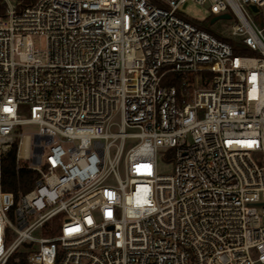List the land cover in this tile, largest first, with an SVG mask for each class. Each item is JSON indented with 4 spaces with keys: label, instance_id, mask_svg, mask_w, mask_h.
Listing matches in <instances>:
<instances>
[{
    "label": "built area",
    "instance_id": "obj_1",
    "mask_svg": "<svg viewBox=\"0 0 264 264\" xmlns=\"http://www.w3.org/2000/svg\"><path fill=\"white\" fill-rule=\"evenodd\" d=\"M158 1L0 0V264H264V0Z\"/></svg>",
    "mask_w": 264,
    "mask_h": 264
},
{
    "label": "trees",
    "instance_id": "obj_2",
    "mask_svg": "<svg viewBox=\"0 0 264 264\" xmlns=\"http://www.w3.org/2000/svg\"><path fill=\"white\" fill-rule=\"evenodd\" d=\"M193 24L209 30L207 26L208 20L199 21L194 17L187 18ZM210 31V30H209ZM221 38L232 42L235 46V52L239 54H254L247 49H239L237 44L227 36L219 35ZM181 82V74L176 72H171L164 78V84H176L179 86ZM17 158V144H15L2 158V174H1V184L5 190H22L24 192L29 191L35 183V172L32 169L26 167L17 168L16 164ZM23 264V263H22Z\"/></svg>",
    "mask_w": 264,
    "mask_h": 264
},
{
    "label": "rangeland",
    "instance_id": "obj_3",
    "mask_svg": "<svg viewBox=\"0 0 264 264\" xmlns=\"http://www.w3.org/2000/svg\"><path fill=\"white\" fill-rule=\"evenodd\" d=\"M13 2H17L18 0H12ZM156 3H160L158 0H153ZM177 15L181 16L185 19L194 17L199 21L208 20L207 26L209 30L217 35L230 37L232 25L234 23V19H223L220 18L216 20L214 23H211L214 15L211 13L208 5H200L193 1H188L184 5H182L177 11ZM202 28V27H201ZM42 45L45 46V39L42 38ZM23 116L28 117L29 111L28 107H25V110L22 112ZM118 120V117L115 118ZM23 131L27 134H30L38 129V125L36 124H27L22 126ZM137 140L136 139H127L125 147L126 149L133 145ZM115 147L111 148V154H113ZM47 151V150H46ZM257 156V154H255ZM27 162V161H26ZM173 163L170 161H164L161 158L159 159V170L161 173H171L173 171Z\"/></svg>",
    "mask_w": 264,
    "mask_h": 264
},
{
    "label": "water",
    "instance_id": "obj_4",
    "mask_svg": "<svg viewBox=\"0 0 264 264\" xmlns=\"http://www.w3.org/2000/svg\"><path fill=\"white\" fill-rule=\"evenodd\" d=\"M230 15L225 13V14H221V15H215L212 20L211 23H214L216 20L220 19V18H229Z\"/></svg>",
    "mask_w": 264,
    "mask_h": 264
},
{
    "label": "bare ground",
    "instance_id": "obj_5",
    "mask_svg": "<svg viewBox=\"0 0 264 264\" xmlns=\"http://www.w3.org/2000/svg\"><path fill=\"white\" fill-rule=\"evenodd\" d=\"M23 151L27 152V142H25V144H24V150Z\"/></svg>",
    "mask_w": 264,
    "mask_h": 264
}]
</instances>
